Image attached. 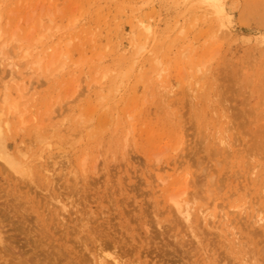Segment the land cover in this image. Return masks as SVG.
<instances>
[{
	"label": "rangeland",
	"instance_id": "rangeland-1",
	"mask_svg": "<svg viewBox=\"0 0 264 264\" xmlns=\"http://www.w3.org/2000/svg\"><path fill=\"white\" fill-rule=\"evenodd\" d=\"M0 114V264H264V0H0Z\"/></svg>",
	"mask_w": 264,
	"mask_h": 264
},
{
	"label": "bare ground",
	"instance_id": "bare-ground-1",
	"mask_svg": "<svg viewBox=\"0 0 264 264\" xmlns=\"http://www.w3.org/2000/svg\"><path fill=\"white\" fill-rule=\"evenodd\" d=\"M1 110H2V109H1ZM1 116H2V115L0 114V117H1ZM0 152H1L2 156H4V158L9 162V161H10V159H9V154L7 153V150H6V148H5V145H3V143L1 142V137H0ZM219 153H220V152H219ZM0 157H1V156H0ZM4 162H5V161H4ZM11 166H12V165H11ZM188 209H189V208H188ZM178 210L181 212L180 207H178ZM186 212H187V211H186ZM189 212H190V211H189ZM181 214H182V213H181ZM188 214H189V213H188ZM182 216H183V215H182ZM184 216H185V215H184ZM0 221H1V219H0ZM188 221H189V220H188ZM1 223H2V221H1ZM52 227H54V226H52ZM52 227H51V228H52ZM3 228H4V227H3ZM54 228H55V227H54ZM0 229H1V227H0ZM1 231H2V229H1ZM5 237H6V236H5ZM6 238H7V237H6ZM1 239H2V238H0V242H1ZM10 240H11V239H10ZM250 241H251V240H250ZM4 243H5V241H4ZM8 243H9V242H8ZM1 246H4L5 249H6L7 242H6V245H5V244H3V245L1 244L0 247H1ZM10 246H11V245H10ZM12 246H13V245H12ZM12 246H11V247H12ZM4 247H3V248H4ZM11 247H10V248H11ZM14 247H15V246H14ZM14 247H13V248H14ZM10 248H9V249H10ZM0 249H1V248H0ZM18 249H19V248H18ZM10 250L12 251L13 249L11 248ZM10 250H9V251H10ZM1 251H2V250H0V253H1ZM7 251H8V250H7ZM262 252H263V251H262ZM3 253H4V250H3ZM3 253H2V254H3ZM5 253L7 254V252H5ZM5 253L3 254V256H5ZM11 253H12V252H11ZM115 253H116V252H115ZM3 256H2V258H3ZM6 256L8 257V255H6ZM23 256H24V255H23ZM0 257H1V256H0ZM9 257H10V256H9ZM9 257H8V259H6V261H7V260H10ZM98 257H99L98 260H97V263H98V264H105L104 261L106 260V258H107V259H108V258H111V259L113 260V262H114V261H115V262L117 261V258H116L115 256H113L112 254H110V252H109V253L107 252V253L103 254L102 256L100 255V256H98ZM10 258H12V257H10ZM91 258H92V257H91ZM91 258H90V259H91ZM12 259H13V258H12ZM26 259H27V258H26ZM19 260H20V259H19ZM3 261H4V258H3ZM6 261H4V262H6ZM10 261L13 263L12 260H10ZM28 261H29V260H28ZM115 262H114V263H115ZM91 263H92V262H91Z\"/></svg>",
	"mask_w": 264,
	"mask_h": 264
}]
</instances>
